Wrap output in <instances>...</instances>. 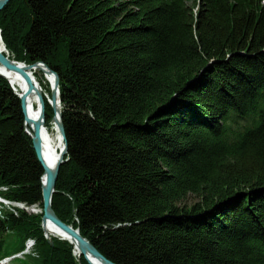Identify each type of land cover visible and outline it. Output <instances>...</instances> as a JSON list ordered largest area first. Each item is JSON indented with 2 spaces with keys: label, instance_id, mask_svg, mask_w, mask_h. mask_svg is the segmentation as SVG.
I'll return each mask as SVG.
<instances>
[{
  "label": "trees",
  "instance_id": "16d2710c",
  "mask_svg": "<svg viewBox=\"0 0 264 264\" xmlns=\"http://www.w3.org/2000/svg\"><path fill=\"white\" fill-rule=\"evenodd\" d=\"M0 29L59 75L61 220L116 264H264V0H11ZM44 172L0 75V196L41 209L0 202V260L81 264Z\"/></svg>",
  "mask_w": 264,
  "mask_h": 264
},
{
  "label": "water",
  "instance_id": "95a60500",
  "mask_svg": "<svg viewBox=\"0 0 264 264\" xmlns=\"http://www.w3.org/2000/svg\"><path fill=\"white\" fill-rule=\"evenodd\" d=\"M10 0H0V10L3 9V7L9 2ZM0 37H1V29H0ZM0 63L9 70H16L21 72L24 77L26 78L28 82L29 89L33 90L35 86H37L34 83V78L32 76V72L30 69L36 65L42 64L46 67V69L53 75H55V88L56 93L52 92V98L54 103L59 104V128L62 134V138L64 140V146L61 149L60 157L56 163L55 168H51L48 163L43 158V143H42V137H41V127L42 122L44 121V115H46V100L41 95V102H42V119L37 121L35 123V129L34 133H31L33 138V145L36 150V153L38 155L39 160L41 161L43 167H44V175H43V205H44V214L42 218V227L45 230V222L49 219L51 220L56 226L60 227L61 229L68 232L71 236H73L77 242L78 249L83 252L85 255L90 253L92 256H94L96 259H98L103 264H116L112 262L111 260L107 259L86 237H84L81 233L79 228H75L72 224H68L61 220L58 215L55 213L53 207H52V198L53 194L56 191V182L59 174L60 165L62 164L64 160V156L66 155L68 149H67V140L65 135V128L63 124L62 119V110H61V94H60V79L57 72L50 69L48 65L44 62H36V63H26L23 61H18L14 58H12L9 55V52L2 51L0 49ZM0 75L7 78L6 75L0 72ZM8 79V78H7ZM16 92L21 98L22 101V107L23 111L25 113V124L28 126V123L31 121L30 114L28 112V109L26 107V99L27 96L25 94L19 93L17 90ZM58 96V99H57ZM51 104V103H50ZM52 107L54 109L53 103ZM46 233V230H45ZM60 238V237H59ZM62 239V238H61ZM72 243V241H70ZM86 260L89 264H93V262L89 259L88 256H85Z\"/></svg>",
  "mask_w": 264,
  "mask_h": 264
},
{
  "label": "bare ground",
  "instance_id": "6f19581e",
  "mask_svg": "<svg viewBox=\"0 0 264 264\" xmlns=\"http://www.w3.org/2000/svg\"><path fill=\"white\" fill-rule=\"evenodd\" d=\"M0 49L2 51H6V47L4 44V41L2 37H0ZM8 51V50H7ZM32 72V76L34 78V83L37 85L33 88V90L29 89L28 82L24 75L16 70H9L5 68L0 63V72L7 76L9 82L12 84V86L21 94H25L27 96L26 99V107L28 109V112L31 117V121L28 123L29 130L34 133L35 129V123L42 119V102H41V95L45 98L46 101L49 103H53L54 106V116L52 118V121L50 125H48L46 122V115H44V121L42 122L41 127V137H42V143H43V158L48 163V165L51 168H55L56 163L60 157L61 149L64 146V140L62 138V134L59 128V104L57 102L54 103L52 98V92L56 93L55 88V75L51 74L44 65L39 64L30 69ZM42 71L44 73V81L47 84L46 90L42 83V81L39 78L38 73ZM58 99V96H57ZM1 203H4L1 201ZM45 230L49 236H56L60 237L64 240H68L69 242L72 241V244L75 247V255L77 259L81 262V256L83 255L88 256L89 259L93 262V264H103L98 259H96L94 256H92L90 253L85 255L83 252H81L77 247V242L73 236H71L68 232L61 229L60 227L56 226L51 220H47L45 222ZM86 258V257H85ZM6 259V258H5ZM4 260V258H3ZM8 260V259H7ZM5 261H1L2 264H8Z\"/></svg>",
  "mask_w": 264,
  "mask_h": 264
},
{
  "label": "rangeland",
  "instance_id": "374dc122",
  "mask_svg": "<svg viewBox=\"0 0 264 264\" xmlns=\"http://www.w3.org/2000/svg\"><path fill=\"white\" fill-rule=\"evenodd\" d=\"M11 1V0H10ZM9 1V2H10ZM2 10V9H1ZM0 10V11H1ZM9 52V51H8ZM9 55H10V52H9ZM38 75H39V78H40V80L42 81V83H43V85H44V87H45V90H46V88H48L47 87V84H46V82L44 81V73L42 72V71H40L39 73H38ZM12 85V84H11ZM13 87V86H12ZM13 89L15 90V92H16V89L13 87ZM17 93V92H16ZM18 94V93H17ZM49 103V102H48ZM50 104V103H49ZM50 106H51V108L53 109V107H52V105L50 104ZM54 110V109H53ZM47 117V124L48 125H50V123H51V121H52V118L53 117H51L50 118V116H48V115H46ZM50 119V120H49ZM26 131L31 135V131L29 130V128H28V126L26 125ZM32 136V135H31ZM3 189V188H2ZM197 200V197L195 196V195H193V194H190L189 196H188V198L186 199V203H188V204H192V203H194L195 201ZM17 202H19V201H17ZM6 207H8V208H13V207H19V208H22V207H20L19 205H23V206H25L26 208H24V209H26V210H28V211H31V212H35V213H39V212H41V209L40 208H38L37 206H27L25 203H23V202H21V203H18L17 205L18 206H14V205H12V204H10V206H8L7 204H5V203H3ZM23 209V208H22ZM45 236L48 238V239H50V241H52V238L53 237H56V236H49L48 234H47V232H46V234H45ZM57 238H59V237H57ZM28 239H30V238H28ZM27 239V240H28ZM31 239H33V238H31ZM61 239V238H60ZM26 243H27V241H26ZM35 246H36V242H35V244L32 246V248H30V249H32V250H34L35 249ZM23 251V250H22ZM21 251H19V252H16V253H14V254H12L11 256H8V257H5L4 258V260L3 259H1L0 260V264H2L1 263V261H3V263L5 262V261H7L6 263H8V264H19V263H21V260H15V258L17 257V254L18 253H20ZM75 253V252H74ZM21 256H23V255H21ZM20 256V257H21ZM12 257H14L13 259H12ZM8 259V260H7ZM12 259V260H11Z\"/></svg>",
  "mask_w": 264,
  "mask_h": 264
},
{
  "label": "built area",
  "instance_id": "2783aa9c",
  "mask_svg": "<svg viewBox=\"0 0 264 264\" xmlns=\"http://www.w3.org/2000/svg\"><path fill=\"white\" fill-rule=\"evenodd\" d=\"M3 189H5V187H2ZM0 199H1V201H3L5 204H7L8 206H10V204H12V205H14V206H18L17 204L18 203H21V202H17V201H11V200H8V199H6V198H3V197H1L0 196ZM20 207H22V208H26L25 206H23V205H19ZM35 244V239H28L27 240V243H26V248L23 250V251H21L20 253H18L17 254V257H20L21 255H23V256H21V257H24L26 254H29V253H33V250L32 249H30V248H32V246Z\"/></svg>",
  "mask_w": 264,
  "mask_h": 264
}]
</instances>
